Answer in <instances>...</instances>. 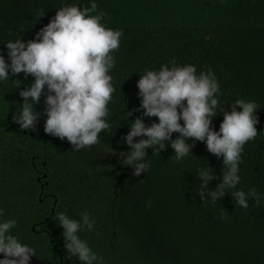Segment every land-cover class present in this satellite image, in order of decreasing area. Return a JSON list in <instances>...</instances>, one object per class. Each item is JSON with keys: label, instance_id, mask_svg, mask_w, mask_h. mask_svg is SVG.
Masks as SVG:
<instances>
[{"label": "trees", "instance_id": "16d2710c", "mask_svg": "<svg viewBox=\"0 0 264 264\" xmlns=\"http://www.w3.org/2000/svg\"><path fill=\"white\" fill-rule=\"evenodd\" d=\"M96 3L105 13L101 23L124 33L109 73L115 89L108 105L110 129L99 134L97 144L76 150L66 138L45 133L42 95L34 105L41 113L38 123L23 130L13 116L22 111L19 92L34 78L20 73L0 83V221L16 219L12 234L35 250L33 259L53 264H80L68 256L57 216L80 220L85 211L95 225L79 235L104 264H264V0ZM71 5L83 9L91 0H0L5 58L6 42L34 39L57 9ZM173 61L195 65L197 75L213 71L224 110L230 112L237 99L258 105V135L244 145L235 190L257 189L260 206L250 199L243 209L231 197L234 190L215 203L201 200L198 169H213L218 179L209 188L214 189L223 163L200 141H187L192 153L179 163L170 145L160 153L149 147L150 167L138 177L122 163L131 120L158 122L133 111L140 105L137 81L145 70L171 67ZM222 120L218 111L215 130Z\"/></svg>", "mask_w": 264, "mask_h": 264}, {"label": "clouds", "instance_id": "9594fccd", "mask_svg": "<svg viewBox=\"0 0 264 264\" xmlns=\"http://www.w3.org/2000/svg\"><path fill=\"white\" fill-rule=\"evenodd\" d=\"M97 10L96 0L83 9L75 5L59 8L34 39L6 42L7 58L0 50V83L20 73L34 78L30 86L19 92L22 111L14 114L13 121L23 130L34 129L41 116L34 105L40 103L43 95L45 133L61 140L66 138L76 150L97 144L99 134L110 129L108 105L115 89L109 73L116 64L112 53L119 49L124 33L122 29L106 28L101 23L105 13ZM137 88L140 105L133 111L142 110L144 117H156L158 122L146 125L141 117L131 120L123 139L129 150L120 155L122 163L133 168L134 176L149 169V147L160 153L170 145L174 150L172 158L179 163L192 153L193 143L187 141H200L223 163L222 177L214 189L209 188L218 179L213 169H198L201 200L215 203L234 190L231 197L243 209L249 208L250 199L260 206L257 189L247 193L235 190L241 180L239 166L244 145L258 135L256 102L237 99L230 112L224 110L219 105L220 85L214 72L197 75L195 65L177 66L175 61L171 67L161 65L158 71L145 70ZM218 111L223 113V120L217 131L212 121ZM130 116L132 112H128ZM174 133L178 134L175 139ZM3 215L0 208V217ZM221 218L228 219L223 212ZM57 223L63 229L69 258L75 257L80 264H104L103 258L79 235L85 229H94L95 220L90 213L83 212L80 220L59 213ZM16 225V219L0 221V264H31V258L36 256L32 247L12 234Z\"/></svg>", "mask_w": 264, "mask_h": 264}, {"label": "flooded vegetation", "instance_id": "af4514ba", "mask_svg": "<svg viewBox=\"0 0 264 264\" xmlns=\"http://www.w3.org/2000/svg\"><path fill=\"white\" fill-rule=\"evenodd\" d=\"M1 258V257H0ZM2 259V258H1ZM31 263L34 264H53L52 262L49 261H36L35 259L31 258Z\"/></svg>", "mask_w": 264, "mask_h": 264}, {"label": "rangeland", "instance_id": "374dc122", "mask_svg": "<svg viewBox=\"0 0 264 264\" xmlns=\"http://www.w3.org/2000/svg\"><path fill=\"white\" fill-rule=\"evenodd\" d=\"M1 258H3V257H1ZM1 258H0V259H1ZM31 264H32V263H31ZM34 264H36V263H34Z\"/></svg>", "mask_w": 264, "mask_h": 264}]
</instances>
